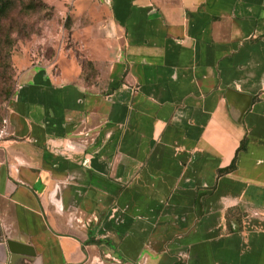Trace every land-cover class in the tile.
Segmentation results:
<instances>
[{
	"label": "crops",
	"instance_id": "crops-1",
	"mask_svg": "<svg viewBox=\"0 0 264 264\" xmlns=\"http://www.w3.org/2000/svg\"><path fill=\"white\" fill-rule=\"evenodd\" d=\"M105 2L103 87L34 65L6 103L0 261L264 264V0Z\"/></svg>",
	"mask_w": 264,
	"mask_h": 264
},
{
	"label": "rangeland",
	"instance_id": "rangeland-1",
	"mask_svg": "<svg viewBox=\"0 0 264 264\" xmlns=\"http://www.w3.org/2000/svg\"><path fill=\"white\" fill-rule=\"evenodd\" d=\"M105 0H7L0 11V118L22 73L38 66L102 88L118 45L102 15ZM97 19V20H96Z\"/></svg>",
	"mask_w": 264,
	"mask_h": 264
},
{
	"label": "built area",
	"instance_id": "built-area-1",
	"mask_svg": "<svg viewBox=\"0 0 264 264\" xmlns=\"http://www.w3.org/2000/svg\"><path fill=\"white\" fill-rule=\"evenodd\" d=\"M8 119L6 116L0 118V140L8 136Z\"/></svg>",
	"mask_w": 264,
	"mask_h": 264
},
{
	"label": "trees",
	"instance_id": "trees-1",
	"mask_svg": "<svg viewBox=\"0 0 264 264\" xmlns=\"http://www.w3.org/2000/svg\"><path fill=\"white\" fill-rule=\"evenodd\" d=\"M7 6V0H0V11H3ZM234 166V162L232 161L230 165L224 168V170H229Z\"/></svg>",
	"mask_w": 264,
	"mask_h": 264
},
{
	"label": "water",
	"instance_id": "water-1",
	"mask_svg": "<svg viewBox=\"0 0 264 264\" xmlns=\"http://www.w3.org/2000/svg\"><path fill=\"white\" fill-rule=\"evenodd\" d=\"M3 241V237L1 236V231H0V242H2ZM9 242V241H8ZM11 252L13 253V254H16V253H18V251L17 250H15V249H11ZM13 257V256H12ZM12 257H11V259L9 260V262H8V264H13V262H12ZM0 264H4V262L2 261H0Z\"/></svg>",
	"mask_w": 264,
	"mask_h": 264
}]
</instances>
